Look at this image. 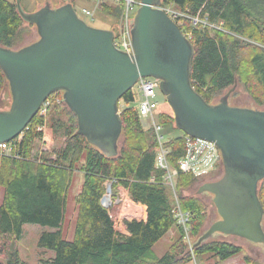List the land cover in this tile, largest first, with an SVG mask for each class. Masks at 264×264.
<instances>
[{
  "label": "trees",
  "instance_id": "trees-1",
  "mask_svg": "<svg viewBox=\"0 0 264 264\" xmlns=\"http://www.w3.org/2000/svg\"><path fill=\"white\" fill-rule=\"evenodd\" d=\"M161 6H170L188 17L177 24L193 45L190 80L204 101L212 103L236 84L257 105L264 106V0H161ZM100 10L120 17L122 5L104 2ZM33 27L20 18L15 1L0 0L1 46L18 49L22 35ZM6 86L0 70V100ZM52 97L61 99L60 103H52ZM48 99L46 115L36 114L23 130L18 157L0 155L1 264H21L18 246L24 224L49 228L39 236L37 247L53 252V256L39 258L40 264H192V254L199 258L211 254L223 262L241 252L240 246L216 238L189 252L184 229L172 214L174 197L164 180L165 172L154 166L155 136L150 128L143 129L132 106V90L122 97V134L118 155L113 158L76 134V118L64 104L61 92ZM158 122L172 126V113H159ZM42 125L59 144L49 152L38 146L42 133L36 128ZM165 147L169 166L176 168L184 154L182 135L168 139ZM75 173L82 175V182L74 196L72 238L67 240L64 225ZM215 175L195 178L178 173L175 179L178 204L190 214L187 226L193 240L206 221V203L185 192ZM106 182L121 185L134 203L145 207L143 219L123 222L125 233L116 230L108 209L100 203ZM258 198L264 223V179L258 184ZM171 230L172 244L161 256L156 255L154 246ZM245 260L259 264L248 257Z\"/></svg>",
  "mask_w": 264,
  "mask_h": 264
},
{
  "label": "water",
  "instance_id": "water-1",
  "mask_svg": "<svg viewBox=\"0 0 264 264\" xmlns=\"http://www.w3.org/2000/svg\"><path fill=\"white\" fill-rule=\"evenodd\" d=\"M15 6L38 39L16 50L0 45V70L11 99L7 109H0V144L19 136L44 101L61 92L76 118V134L104 156L116 157L122 134L119 101L139 78L156 79L175 128L214 143L221 155L223 175L197 190V195L212 196L219 219L197 237L193 249L216 235L264 244L258 198L264 179V110L231 106L236 84L216 103L204 101L190 80L193 45L163 12L161 0H139L131 57L113 46L116 28L89 26L70 2L55 8L45 2L31 13L20 0Z\"/></svg>",
  "mask_w": 264,
  "mask_h": 264
},
{
  "label": "rangeland",
  "instance_id": "rangeland-1",
  "mask_svg": "<svg viewBox=\"0 0 264 264\" xmlns=\"http://www.w3.org/2000/svg\"><path fill=\"white\" fill-rule=\"evenodd\" d=\"M9 1H15V0H9ZM20 2H21V6L23 10L27 13H31V12L36 11L41 6H43L45 2H49L51 7L55 8L69 1L68 0H20ZM111 4L116 5V3H111ZM72 5L76 13L78 14V16L81 19H83L89 26L93 28L111 30V29H114L116 26H118L120 23L121 15L120 17H118L115 15L106 14V13L101 12V10L98 8L94 10L93 0H72ZM138 7H136L135 9V13ZM83 9L94 10L93 17L92 18L86 17L82 13ZM135 13H132L131 17H134ZM21 38L22 39H21V44L19 45V48L36 41L38 39V35H37L35 27H33L29 32H25ZM229 89L224 90L220 94H218L212 103H216L219 100V98L223 96ZM132 91L135 94V100L132 106L136 107L138 103L141 101V95L135 86L133 87ZM55 99L57 98L56 97L51 98V100H53L52 103L55 101ZM155 100L158 104L157 109L154 112V116L157 121H158L159 113H163V112L168 113V114L172 113L170 107L168 106L166 102L165 96H163L160 91L156 92ZM10 102H11V99H10V95L8 91V86H6L3 91L1 100H0V109H7ZM229 104L231 106H236V107L264 110V106L257 105L239 85H236L235 89L231 93L230 98H229ZM124 107L125 105L123 101L120 100L118 103L119 112ZM140 123L143 129L150 128L151 124H150L149 119L140 118ZM163 134H165V137L167 139H171V138L182 135V132L177 130L173 124L172 126H163ZM38 146L40 147V150L43 152L44 151L49 152L52 150V148L54 147L56 148L59 146V144H56L52 140L51 133L47 126H45V128L43 129L42 139L40 140ZM222 175H223V169L220 170L218 173H216L215 177H209L203 183H199L195 187L191 188L189 191L185 192V195L187 196H199L206 203L207 217L203 225L202 232L208 229L209 226L213 224L215 221H217L219 219V216L212 203V196L206 193L197 195V190L202 184L206 182L216 181ZM81 182H82V175L80 173H75L74 180H73V183H72V186L69 192V196H68L67 216H66V223L64 225V234L67 240H70L72 238L73 222H74V218L76 215V206L74 203V196H76V194L79 192L80 187H81ZM104 187H105L104 196L109 195L110 193L109 202L107 204L105 203V206L107 209H109V212L111 216L113 217V221L116 224V229L120 230L122 233H125L123 222L125 220L127 221L135 220L133 219L135 217L134 215L137 216L138 212L140 213L142 210H144V206L141 204L139 205L137 203H134L130 199L127 190L119 184L112 185L111 182H106ZM108 187H109V190L107 191L106 189ZM2 196H3V191L0 188V202L2 200ZM117 198L119 201L115 203ZM112 202L113 204H111ZM187 224H186V227L188 229ZM263 226H264V223H263ZM48 230L49 228L42 227L37 224H24L23 225L22 236H21V239L19 241V246H18L19 262L21 264H40L39 258L41 257L47 258V257L53 256V252L42 250L37 247L39 236L41 235L42 232L48 231ZM173 235H174V230L169 231L154 246V251L156 255L161 256L164 253V251L167 250L170 244H172ZM215 238L229 241L231 243H234L240 246L241 252L237 256L228 258L227 260L223 262H217V259L211 254L205 255L200 258L194 257L192 254L193 252L192 245L197 238L193 240L188 234V238H186L185 241L188 245L189 252L192 254V264H255V262L253 261L251 262L246 261L245 257H248L249 259H254L259 264H264V245L254 244L244 239L233 237V236L216 235Z\"/></svg>",
  "mask_w": 264,
  "mask_h": 264
},
{
  "label": "built area",
  "instance_id": "built-area-1",
  "mask_svg": "<svg viewBox=\"0 0 264 264\" xmlns=\"http://www.w3.org/2000/svg\"><path fill=\"white\" fill-rule=\"evenodd\" d=\"M104 2L122 5L121 20L119 25L116 26L117 35L113 39V46L118 51H122L131 57L134 54L131 43V29L134 17H131V14L135 13V9L139 5V0H93L94 10L99 8ZM161 9L176 24H180L183 19L188 18L186 14L178 12L170 6H161ZM94 10L83 9L82 13L88 18H92L94 15ZM190 19L192 20V18ZM192 21L193 24H196L198 20L193 19ZM135 87L141 95V101L135 108L138 112L139 118H147L150 120V128L153 131L157 144L154 158V166L156 169L163 170L165 172L164 180L170 186L174 197V207L172 210V214L174 220L177 221V224L183 227L186 239L188 238V229L186 227V224L188 223L190 214L189 212L182 211L178 204V200L174 191L175 179L178 173L190 175L195 178H202L204 176H209L218 173L220 170H222L220 152L215 146V144L210 141H206L199 138H193L191 136L182 134L184 154L178 160L176 168H171L167 161V155L169 151L165 147V144L168 139L165 137V134H163V125L160 124L154 116V112L158 106L155 98L156 92L159 91V81L153 78H139ZM48 98L44 101L39 111L37 112V114H39L40 116H45L47 107L50 105L51 101ZM60 101L61 99L59 98L55 99L56 103H60ZM44 128L45 126L42 125L38 126L36 130L38 132L43 133ZM22 133L23 131L20 133L19 136L15 138L16 141H13L15 140L13 139L8 143L0 144L1 156H11L14 158L18 157L17 146L22 138ZM106 196L110 197V193L109 195H103L100 201L101 205L104 208H106L104 202ZM118 201L119 200L117 198L115 203ZM111 204H113V202ZM144 215L145 207L144 210H142L140 213L138 212L137 216L134 215L135 217L133 219L141 220L144 218ZM111 218L113 220L112 216ZM117 231L121 232L120 230Z\"/></svg>",
  "mask_w": 264,
  "mask_h": 264
},
{
  "label": "bare ground",
  "instance_id": "bare-ground-1",
  "mask_svg": "<svg viewBox=\"0 0 264 264\" xmlns=\"http://www.w3.org/2000/svg\"><path fill=\"white\" fill-rule=\"evenodd\" d=\"M108 198H109L108 196L105 197V199H104V202H105V203L108 202V200H109Z\"/></svg>",
  "mask_w": 264,
  "mask_h": 264
},
{
  "label": "flooded vegetation",
  "instance_id": "flooded-vegetation-1",
  "mask_svg": "<svg viewBox=\"0 0 264 264\" xmlns=\"http://www.w3.org/2000/svg\"><path fill=\"white\" fill-rule=\"evenodd\" d=\"M207 194V193H206ZM264 245V244H263Z\"/></svg>",
  "mask_w": 264,
  "mask_h": 264
}]
</instances>
